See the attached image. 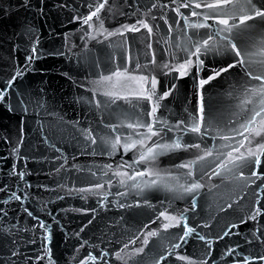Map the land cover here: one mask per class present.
Here are the masks:
<instances>
[{"label":"water","instance_id":"obj_1","mask_svg":"<svg viewBox=\"0 0 264 264\" xmlns=\"http://www.w3.org/2000/svg\"><path fill=\"white\" fill-rule=\"evenodd\" d=\"M261 2L264 0H254ZM93 3L94 0H0V89L25 65L33 47L39 56L0 103V264H49L43 251L45 233L34 227L39 221L50 226L48 247L55 264H81L89 254L96 257L95 264H202L204 260L207 264H244L245 257L252 259L253 264H264L255 259L264 255V214L250 219L256 208L264 213V179L251 175V163L232 172L222 171L219 176L213 173L232 150L223 145H236V140L213 137L217 132L227 133L231 121L243 120L247 115L240 107L243 93L246 88L258 87L260 82L246 78L245 69L238 65L204 86L205 118L214 127L202 142L191 133L184 136L183 142H200L201 149H211L213 155L195 164L192 176L187 174L189 169L179 165L202 154L196 149L169 152L154 163L136 164L135 170L152 173L136 180L115 176L105 166L116 169L122 160L132 163L138 151L124 155L118 148L109 155L113 150L102 138L111 140L123 133V143L131 129L121 127L113 133L106 125L131 123L149 107L148 101L135 98L143 85L127 75L156 76L157 94L175 85L172 94L161 101L158 115L169 123L187 121L189 113L195 114L198 107V84L193 79L196 69L191 68L189 75L177 79L178 73L165 75L159 65L169 60L182 61L184 48L214 29H190L185 36L181 20V27H174L169 33L160 17L173 23L175 13L171 8L175 5L171 0H108L99 14L105 29L116 32L122 25L144 18L153 25V34L149 36L142 29L106 39V33L98 35L76 19L86 16L88 5ZM153 4L157 7L152 8ZM162 4L170 7L162 11ZM181 11L187 14L189 10ZM92 23L99 26L95 17ZM249 23L256 26L251 37H238L234 30L233 42L240 47L243 39L254 52L256 42L264 39V21L258 18ZM89 32L96 38L90 39L86 35ZM218 43L223 45L226 41ZM153 50L156 64L149 63ZM201 58L205 64L199 78L235 61L230 50ZM259 59L253 57V61ZM125 67V76L100 83L105 76ZM250 67L264 73V67L256 62ZM105 91L128 96V100L113 102L103 95ZM251 99L253 103L245 105V109H252L259 98ZM95 100L101 101L99 107ZM89 130L96 138L95 144L86 139ZM173 135L168 133L165 140L170 142ZM157 139L153 137L148 144ZM240 139L243 137H237ZM261 141L264 135L256 137L252 146ZM248 147L245 142L240 152L246 154ZM260 159L256 171L264 176V156ZM121 171L132 175L134 169ZM20 172L24 173L22 179L16 174ZM121 179L126 180L127 186L119 183ZM152 181L159 183L152 186ZM194 181L203 185L195 193H186L180 187ZM98 183L104 184L99 191H77ZM134 184H140L143 191L132 187ZM13 193L20 195L23 203L14 199ZM160 213L183 217L195 229L179 248L173 246L185 231L183 221L164 230L163 225L172 222L165 221ZM233 224L238 227L231 228ZM230 228L229 235L223 236ZM152 231L158 235L148 237ZM197 233L210 242V249L197 238ZM145 238L147 245L143 244ZM139 248L143 252L136 254ZM231 249L236 251L228 255ZM14 251L16 255L12 254ZM105 252L107 256L103 255Z\"/></svg>","mask_w":264,"mask_h":264},{"label":"snow or ice","instance_id":"obj_2","mask_svg":"<svg viewBox=\"0 0 264 264\" xmlns=\"http://www.w3.org/2000/svg\"><path fill=\"white\" fill-rule=\"evenodd\" d=\"M171 3L175 7L171 8V11L175 13V19L173 23H169L168 19L164 16L160 18L164 20L165 25L167 26V31L171 33L174 27H181L180 21H184V27L181 29L185 36H187L188 30H199V29H214L213 31L206 32L204 37L197 39L190 47H185L184 51L186 53L185 58L178 62L172 63L171 60L163 62L159 67L164 70L165 75H171L172 72L178 73L177 79H182L185 76L190 74V69L195 67L196 76L193 77L194 80H197L198 84V107L195 114L189 113L188 120L180 119L175 123H169L166 119L159 116L161 101L167 99L168 96L172 94L175 89V85L172 88L167 89L166 91L157 94V85L159 83L156 76L149 77L148 75H141L139 77L127 75L128 79L138 80L142 85L141 91L135 94L137 100H146L148 101L149 107L144 115L138 119H135L133 122L126 125L115 124V125H106V127L111 128L113 133H118V129L121 127H126L131 129V133L127 136H124V142L121 143V136L123 133H118L115 135L114 139H104V142L109 144L112 152L109 155L114 154V152L120 148L123 150V154L127 155L129 151L136 150L138 155H134L132 163L128 161H123L117 165L116 169H113L112 165H106L105 167L108 170L113 172V175L118 177H127V180H136V178L143 177L145 175L152 174L150 171H139L135 170L134 166L141 162L145 163H154L157 158L161 155H164L169 152L179 151V150H189L196 149L199 150L202 154L197 156L196 159L189 161L187 163H182L179 165L180 168L189 169L188 175L192 176L193 172L191 171L195 164L200 161L206 160L208 157L213 155L211 149H201L200 142L194 143H184V136L188 134H194L202 142L203 139L209 135L210 131L213 129L214 124L209 120L206 122L205 118V105H204V94L203 88L206 84H209L212 80L219 77L222 73L228 72L230 69L237 67L238 65L241 68L245 69L244 75L250 80L259 81L258 87L246 88L243 95L244 99L240 105L242 111H247V115L243 117L242 121H231L228 127V132H217L216 136L213 138H219L221 140L229 141L236 140V145H223L224 147H229L232 150L226 154V159L221 161L214 169L213 173L217 176L221 174L222 171L232 172L234 168H240L246 166L248 163H251L253 171L251 172L252 176H258L264 179V176L256 171L258 166L261 163V156H264V141L256 144L255 147L252 146L253 140L256 137L264 135V73H257L253 71L250 67V64L256 62L264 67V39L256 42V50L253 52L250 50V47L247 46L246 42L242 39V46L238 47L237 43L233 42V32L236 31L238 37H251L252 29L256 26L249 23V21H255L258 18L264 21V2L260 4L254 3V0H171ZM108 5V0H94L93 4H89L90 9L89 13L81 17H76L82 25H86L89 29L94 30L98 35H105L107 39L109 36L113 35H124L127 32H140L142 29L146 30L147 34L151 36L153 34V25H151L147 19H138L135 23L129 25L124 24L116 32H109L104 28V22L101 16L99 15L102 10L105 9V6ZM111 8V6H109ZM152 8H156L157 4L151 5ZM161 10L168 9L169 4L159 5ZM181 9H188L187 14L181 11ZM199 10V11H197ZM96 18L99 26L93 24V18ZM193 17L197 18L193 21ZM153 20L156 17H152ZM212 21V23H208ZM156 27H159L158 25ZM90 39H95L96 35H93L91 32L86 33ZM191 40V37H188ZM219 41H226L225 44L219 45ZM179 46V45H177ZM148 48L151 49V43L148 44ZM230 50L235 57L233 63H229L227 66L212 69L210 75L206 78H199L200 72L204 70L205 61L201 57H206L210 53H219L222 54L223 51ZM151 60L149 63L156 64V53L151 51ZM258 56L261 59L253 61V57ZM246 57L248 58L246 60ZM39 58L37 50L35 47L32 48V54L26 58V63L22 68H18L15 74L8 80L4 89H0V103L4 102L5 94L9 89L12 88V85L15 83L18 77H22L27 70H31V63ZM194 58V59H193ZM174 59V57H173ZM127 60L130 62L131 57H127ZM139 67V65H137ZM127 74V67L123 71L117 70L111 75L105 76L103 81L100 83L110 82L114 77H122ZM103 95L109 97L115 102L116 99L128 100V96H120L117 93L112 91H105ZM251 97H258L256 105L252 109H245L244 106L252 104L253 100ZM96 106L99 107L101 101H94ZM20 103L23 104L24 101L21 99ZM25 111L27 109L25 108ZM146 117V119H145ZM143 129V131H140ZM168 133H173V137L170 142L165 140V136ZM153 137H158L157 140L148 144L149 141H152ZM237 137H243V139L237 140ZM86 139H89L92 144L96 143V138L92 135L91 130L86 133ZM245 142L248 143L249 147L245 152H240V148L245 147ZM215 147V146H214ZM235 153H239L236 155ZM124 168L134 169L133 174L129 175L126 171H121ZM21 179L23 178L24 173H16ZM95 175V173H93ZM107 175V172L104 173ZM243 173H241V178ZM121 185L127 186L126 180L121 179L119 181ZM158 181H152V186L157 185ZM110 186V184H109ZM167 187V185H164ZM30 187V185H29ZM132 187L140 189L143 191V188L140 184H134ZM182 190L186 193H195L203 187L201 183L193 182L188 186L181 185ZM104 188L103 183L96 184L93 188L87 189H78L80 192H92L99 191ZM169 190H173L169 188ZM125 193H120L124 195ZM12 197L23 203V199L20 195L15 193L12 194ZM104 199H107L105 194ZM124 205H121L123 207ZM193 208H195V200H193ZM228 207H231L229 204ZM27 211V209H25ZM264 214L261 212L260 208H256L255 212L250 215V219L256 220L258 215ZM28 215H32L30 212ZM160 216L163 217L165 221H170L172 223H165L163 225L164 230H167L170 227H176L181 224L183 221V226L185 231L181 234L179 242H177L173 247L179 248L182 243H186L189 236L194 233L195 229L187 225L186 220L183 217L172 216L167 213H160ZM246 222V221H242ZM34 227H39L43 230L45 235H42V241L47 243L44 245L43 251L45 252L49 264H55V261L52 258L51 248L48 247L51 243V234L49 231L50 226L45 225L44 221H39L38 225ZM237 225L233 224L231 228H236ZM231 228L224 232L223 236H228L231 232ZM83 231V229H81ZM158 233L155 231L149 232L148 237L157 236ZM197 238L201 241H205L209 245L210 242L205 239L204 236L197 233ZM223 238V237H220ZM144 245L148 244V239L145 238L143 241ZM127 247V245H125ZM236 249H231L227 252L228 255H232ZM143 248L136 250V254L142 253ZM16 255L14 251L12 253ZM171 254V252H169ZM107 256L108 253L103 254ZM44 257H38V259H43ZM117 258H119V253H117ZM180 259H185L180 257ZM260 261H264V255H260L255 258ZM89 261H92L95 264L96 257L91 254L81 262V264H89ZM191 264V262H190ZM202 264H207V260L202 261ZM244 264H253V260L248 257L244 258Z\"/></svg>","mask_w":264,"mask_h":264}]
</instances>
